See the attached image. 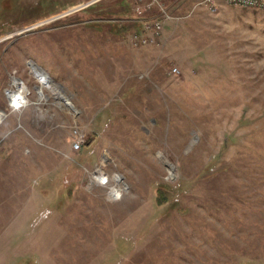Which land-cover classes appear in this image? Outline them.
Wrapping results in <instances>:
<instances>
[{
    "label": "rangeland",
    "instance_id": "1",
    "mask_svg": "<svg viewBox=\"0 0 264 264\" xmlns=\"http://www.w3.org/2000/svg\"><path fill=\"white\" fill-rule=\"evenodd\" d=\"M196 3L0 0V264H264V11Z\"/></svg>",
    "mask_w": 264,
    "mask_h": 264
},
{
    "label": "built area",
    "instance_id": "2",
    "mask_svg": "<svg viewBox=\"0 0 264 264\" xmlns=\"http://www.w3.org/2000/svg\"><path fill=\"white\" fill-rule=\"evenodd\" d=\"M154 2H162L163 0H153ZM224 3L230 4V5H235V6H240V7H246V8H253V9H259L264 11V0H220ZM133 3L137 4L136 7V13L137 15L141 16L142 15V10L138 5L142 4V0H132ZM197 6H202L207 8L211 13H217L218 12V5H217V0H197ZM163 20L168 18V15L166 12L163 14ZM163 20H155L153 23H149L145 27V31L149 34L145 37H139V36H134L133 38L135 40L140 41V44H146V43H155L160 37L163 32V26H164V21ZM170 75L176 76L180 74L179 70L177 68H173L169 71ZM10 92V90H7V92ZM16 107L15 105H13ZM6 117V114L3 111H0V123L2 120ZM75 134H78L77 131H74ZM84 144V139L79 135V137L75 140L73 144V149L78 150L79 148L82 147ZM106 175L103 173V171L98 168L94 172L91 173L90 178H89V184L94 186V185H99L103 184L106 182ZM116 182H120V177H117ZM123 191V186L117 185L112 187L109 192V198L111 200H116L121 196V192Z\"/></svg>",
    "mask_w": 264,
    "mask_h": 264
},
{
    "label": "bare ground",
    "instance_id": "3",
    "mask_svg": "<svg viewBox=\"0 0 264 264\" xmlns=\"http://www.w3.org/2000/svg\"><path fill=\"white\" fill-rule=\"evenodd\" d=\"M32 68L35 70L34 66H32ZM14 84L17 87H19L21 89V91L25 89L24 87H22V84H20V82L17 81L16 79L14 80ZM9 90H10V92L9 91L7 92V96H8V99L10 101V105H12V106L15 105L16 108L22 106L20 104H24L25 103V100L23 99V94H21V92L19 90H15L13 88L9 89ZM56 96L58 97L57 99L60 102H62L63 104L67 105L68 107L72 108L71 104L68 101V99L62 93H60L59 91H56Z\"/></svg>",
    "mask_w": 264,
    "mask_h": 264
},
{
    "label": "crops",
    "instance_id": "4",
    "mask_svg": "<svg viewBox=\"0 0 264 264\" xmlns=\"http://www.w3.org/2000/svg\"><path fill=\"white\" fill-rule=\"evenodd\" d=\"M220 2H222V1L217 0V5H218ZM166 10H167V9H166ZM167 12H169V11L167 10ZM155 19H156V20H163V15L158 14V15L155 17ZM165 20H166V19H165ZM165 20H163V21H164V24L167 22V21H165Z\"/></svg>",
    "mask_w": 264,
    "mask_h": 264
}]
</instances>
